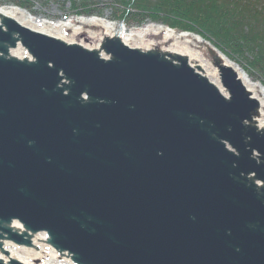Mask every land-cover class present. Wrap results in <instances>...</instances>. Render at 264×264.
Masks as SVG:
<instances>
[{"label": "water", "instance_id": "water-1", "mask_svg": "<svg viewBox=\"0 0 264 264\" xmlns=\"http://www.w3.org/2000/svg\"><path fill=\"white\" fill-rule=\"evenodd\" d=\"M0 9L33 21L0 12V264H264V105L238 65L162 24Z\"/></svg>", "mask_w": 264, "mask_h": 264}, {"label": "trees", "instance_id": "trees-1", "mask_svg": "<svg viewBox=\"0 0 264 264\" xmlns=\"http://www.w3.org/2000/svg\"><path fill=\"white\" fill-rule=\"evenodd\" d=\"M8 1L24 9L31 5V0ZM70 2L72 15H100L94 7L99 3ZM103 6L111 9L112 21L127 27L151 22L198 34L229 59L242 58L249 75L264 80V0H105Z\"/></svg>", "mask_w": 264, "mask_h": 264}, {"label": "rangeland", "instance_id": "rangeland-1", "mask_svg": "<svg viewBox=\"0 0 264 264\" xmlns=\"http://www.w3.org/2000/svg\"><path fill=\"white\" fill-rule=\"evenodd\" d=\"M71 0H31V5L29 9H24L21 7H18L16 5H12L9 3L8 0H0V7H7V6H14L21 8L25 10L26 12H29L31 16L36 20V21H43V20H48V21H61L65 20L66 17L69 15L71 16L72 13L70 12V6H71ZM93 3H99L98 5H95L96 9L100 11V15H93V17H99L105 21L108 22H113L111 18V9L109 7L103 6L105 3V0H90ZM76 4L80 3V0H76ZM69 13V14H68ZM66 15V17H65ZM151 22H147L144 25L150 24ZM160 24V23H158ZM127 29H136V27H127ZM129 31V30H128ZM194 34V33H193ZM233 63L238 65L241 69H243L249 76V78L256 83L261 84L264 87L263 79L261 77H257L255 74L249 75L247 69L248 65L246 61L242 60V58H238V61H233ZM250 69V67H249ZM253 78V79H252Z\"/></svg>", "mask_w": 264, "mask_h": 264}, {"label": "bare ground", "instance_id": "bare-ground-1", "mask_svg": "<svg viewBox=\"0 0 264 264\" xmlns=\"http://www.w3.org/2000/svg\"><path fill=\"white\" fill-rule=\"evenodd\" d=\"M0 12L4 13L5 15H8V16H11V17H16L18 19V21H20L22 24H29V25H33V21L31 20V18L29 16H27L25 13L22 14V12L18 11V10H15V9H11V10H2L0 9ZM59 22V21H57ZM111 27H114V25H110ZM110 30L108 29V31H113V29ZM148 31V28L147 27H142L141 28V31L137 34L138 38L142 37L146 32ZM134 34H131V33H128L126 32V42H128L127 40H129L131 37H133ZM179 36L181 37H186L187 35L186 34H180ZM194 39V38H193ZM196 39V38H195ZM195 53V52H194ZM194 53L192 54V57L194 58ZM196 57L198 58V56L196 55ZM204 70L207 72L208 74V77L211 78V82L214 83V84H218L219 86V83L217 81V76L216 74L213 72V70H210V68L205 65V64H202ZM234 67V66H233ZM235 68V67H234ZM236 69V68H235ZM237 72H239V76L242 78V81L243 83L251 90L254 92V96L256 97V99L262 104L264 105V94L259 96L258 94L259 93H263L262 92V89H257V84H254L252 82V80L249 78L248 75H246V73H244L241 69H236Z\"/></svg>", "mask_w": 264, "mask_h": 264}]
</instances>
